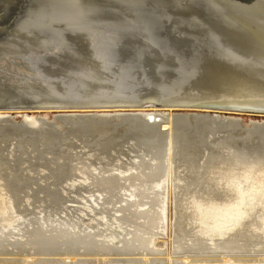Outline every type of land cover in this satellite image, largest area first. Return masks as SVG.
Here are the masks:
<instances>
[{
    "label": "water",
    "instance_id": "95a60500",
    "mask_svg": "<svg viewBox=\"0 0 264 264\" xmlns=\"http://www.w3.org/2000/svg\"><path fill=\"white\" fill-rule=\"evenodd\" d=\"M264 132V0H0V124Z\"/></svg>",
    "mask_w": 264,
    "mask_h": 264
},
{
    "label": "bare ground",
    "instance_id": "6f19581e",
    "mask_svg": "<svg viewBox=\"0 0 264 264\" xmlns=\"http://www.w3.org/2000/svg\"><path fill=\"white\" fill-rule=\"evenodd\" d=\"M60 123L62 125H58V122L0 124V135L3 134L0 138L10 141V144L15 134L17 136L22 134L20 144H24L23 147H19L18 150L16 144L12 146L14 151H21V155L28 157L32 155L28 153L31 145L29 147L27 145L32 141L24 142L23 134L36 138L35 140L39 138L43 152L47 150L53 153L61 152L59 159L51 160L52 170L46 168L48 175L46 173L45 175L50 185L47 188L38 186L39 194L42 193L45 196V199L41 198V201L47 207L36 215L35 212H28L24 198H26V191L30 190L33 195L29 198L34 199L36 195L32 187L37 185V181L29 176L25 178L17 176L12 169L10 173H7L9 169L7 170L6 167L10 165L8 159L4 161L5 166L0 163V181L4 182L2 190L10 194L12 206L17 215V220L12 221L15 225L0 226V264H31L28 260H33L32 264H37L42 261H34L37 256L49 258L59 256V259L52 260L60 264H71L69 262L73 261L72 264H87L89 258L77 260V257H92V255L97 258L100 256L99 263L102 262V264L105 262L166 264L167 260L171 262L170 264H238L245 259L241 260L239 256V259L230 257L229 259L228 256L255 251L254 249L264 253L263 131L244 130L243 135L239 133L242 130L227 129L102 122ZM77 130L79 133L74 136L80 139V145L84 143V146L90 150L88 154L86 153V157H77L79 166L83 165L81 169L79 168L80 170L76 164L71 166L72 159L62 155L75 145L69 143V133L77 132ZM57 131H62L65 135L59 136ZM60 138L63 140L61 141ZM5 147L4 150L0 148L2 154L8 152ZM33 151L36 150L31 152ZM90 152L95 154L90 155ZM97 153L101 156L100 159L98 156L95 157ZM120 156L128 158L118 168L122 171H118L115 167ZM67 160L68 163H66ZM135 160L138 161L137 166L133 163ZM199 160L206 166V169L202 167L206 173L198 167ZM22 162L24 165L29 164L27 160ZM172 164L175 165V177L171 175ZM126 167H128L127 171H123ZM183 167L185 171H189V176L187 171L182 170ZM83 168L86 171H83ZM109 168H113V172L109 171ZM197 168L205 176L192 178L191 174ZM31 170L35 172L36 169ZM74 171L75 173L81 171L93 179L90 186L92 190L100 194L93 200L95 207L87 205L86 209H82L71 204L69 208L63 209L62 205L71 200L62 203L60 198L65 195L63 193L67 189L63 192L59 190V187L63 188V185H66V182L73 177ZM183 174L186 178L188 176L191 182H188ZM167 182L174 184L176 194L182 193L183 190V195L184 192H187V196L189 195L186 200L187 206L184 204L185 201L183 203L180 200V209L176 211L178 216L174 251L177 255L183 254L179 256L180 258L177 256V260L176 258L173 260L172 254L168 255V259L163 258L165 251L164 253L158 249L155 251L154 244L155 237L160 236L165 227V208L162 209L161 203L165 201ZM77 186H74L73 192L83 195L91 191L88 186L87 188H77ZM69 190L66 193L71 195L72 192ZM128 192L131 193L132 198ZM3 195L0 194V200ZM71 202L75 203L74 200ZM99 204L105 207L98 208ZM55 207L59 210L54 209ZM4 211H6L5 207L0 208V214ZM258 212L263 214L257 217L258 214L260 215ZM78 213L87 216L91 213L103 215L105 221L114 218L118 228L115 224L107 222L109 230H122L125 236L121 235L119 238L120 233L116 232L106 235V230L102 228L95 233L93 231H96V228L92 226L87 229L91 230V233L87 230L83 231L79 225L83 218L78 216ZM27 216H31L32 221L28 220ZM98 226L100 229L104 224L99 222ZM129 236L136 239L131 240L136 243L131 245L133 252L130 254L123 248L127 245L126 239ZM116 238L120 239L119 247H115L112 243ZM8 246L12 247V250ZM14 250L17 252L13 255H19L18 258H2V256L11 255ZM81 250H84V253L80 252ZM218 252L222 254L219 258H217L219 255L214 254ZM262 259L258 260L259 264H264V258Z\"/></svg>",
    "mask_w": 264,
    "mask_h": 264
},
{
    "label": "rangeland",
    "instance_id": "374dc122",
    "mask_svg": "<svg viewBox=\"0 0 264 264\" xmlns=\"http://www.w3.org/2000/svg\"><path fill=\"white\" fill-rule=\"evenodd\" d=\"M58 125H62L60 122H58ZM50 129V128H49ZM64 129H66V128H64ZM52 130V129H51ZM79 130H77V132H72V133H69V139H70V142L69 143H71L72 145L73 144H75V145H73L72 146V148L70 149V150H68L67 151V153H63L62 155H64V156H66L67 157V159H72V163H71V166H74L75 164L77 165V168H78V170H80L81 169V167H83V165L82 164H80V166H79V162H77L76 161V159H77V157L79 158V157H86V153L88 154L89 153V149L87 148V147H85L84 146V143H83V145H80L81 144V141H80V139H78V138H76V136H74V134H77V133H79L78 132ZM121 131V130H120ZM243 131V132H242ZM241 132H239V133H241V134H243L244 135V130H242ZM54 132V131H53ZM57 133H58V135L59 136H62V135H65L62 131H57ZM18 134V133H17ZM5 135V134H4ZM71 135V136H70ZM0 136H3V134H1ZM16 136V137H15ZM15 136H13L11 139V142H12V144H10V141H5L4 139L2 140V138H0V144H1V146H3V145H7V144H9L8 146H3V147H1L0 146V148H1V150H4V147L8 150V152L7 153H4V154H2L1 152H0V163L1 164H3V166H5V164H4V161H6L7 159L9 160V162H10V165H7V173H10L11 172V169L15 172V175L17 174V176H23L24 178L25 177H27V176H29V177H33L34 179L33 180H36L37 181V185H34L32 188H33V190H35V195L36 196H34V199L32 200L31 198H29L31 195H33V193H32V191H30V190H27L26 191V194H25V197L26 198H24L25 200V205L27 206V208H28V212H35L34 214L36 215V213H39L40 212V210H42V209H44V208H46L47 207V205L44 203V202H42L41 201V198H42V200L43 199H45V196H44V194H42V193H40L39 194V192L37 191V190H39V187L38 186H40L41 188H47L50 184L47 182V179H48V177L46 176V175H48V173H47V170H46V168L48 167L49 169H51V168H53L52 167V165L50 164V162H51V160L52 161H56L57 159H59L58 157L60 156V153H53V152H48V150L47 151H42V149L40 148L41 147V140L38 138L37 140H35L36 138H31V136H29V135H25V134H23V141L24 142H26V141H32L31 142V144H27L28 145V147H29V145H31V149L32 150H36V151H33V152H31L32 150L31 149H29V154L31 155L30 157H28L27 155H21V151H19L18 152V150H19V147H23V143L24 142H22V144L23 145H21L20 144V136H22V134L21 135H16L15 134ZM72 136H73V138H72ZM28 139H27V138ZM30 137V138H29ZM61 139V141L63 140L62 138H60ZM17 140V141H16ZM26 140V141H25ZM35 140V141H34ZM76 141H79V142H76ZM2 142V143H1ZM14 142V143H13ZM17 142V143H16ZM4 143V144H3ZM34 143V144H33ZM39 143H40V145H39ZM14 144H16L17 145V149L18 150H16V151H14L13 150V147L12 146H14ZM36 144V145H35ZM15 145V146H16ZM35 145V146H34ZM77 145V146H76ZM76 146V147H75ZM10 147H12V148H10ZM35 147H36V149H35ZM34 148V149H33ZM74 148V149H73ZM73 149V150H72ZM83 149V150H82ZM41 150V151H40ZM51 151V150H50ZM73 151V152H72ZM10 152V153H9ZM125 152V151H124ZM38 153V154H37ZM49 155H48V154ZM95 154V153H93V152H90V155H92V154ZM34 154V155H33ZM36 154V155H35ZM40 154V155H39ZM55 155V156H54ZM2 156V157H1ZM38 156V157H37ZM49 157V159H48V157ZM51 156V157H50ZM55 158H54V157ZM98 156V158L100 159L101 158V156L99 155V153H97L96 154V156L95 157H97ZM27 157V158H26ZM34 157V158H33ZM43 157H44V159H43ZM33 158V159H32ZM41 158V159H40ZM105 158V157H104ZM37 159V160H36ZM54 159V160H53ZM84 159V158H83ZM14 162H12V161ZM24 160H27L28 162H29V167H27L28 165L27 164H22L23 162L22 161H24ZM34 160V161H33ZM74 160V161H73ZM128 160V158L127 157H124V156H120V158H118V160H117V162L115 163L116 165H115V167H116V169L118 170V171H122V170H120V169H118L119 168V166H121V164H122V162L123 161H127ZM12 162V163H11ZM22 162V163H21ZM34 162H35V164H34ZM59 162V161H58ZM61 163H64V161L62 162V161H60ZM136 162H138L137 160H135V161H133V163H134V165H136L137 166V164L138 163H136ZM22 165H21V164ZM66 163H68V160H67V162ZM118 163V164H117ZM23 165H24V167H23ZM27 165V166H26ZM31 165V166H30ZM39 165V166H38ZM50 166V167H49ZM173 166V167H172ZM172 166H171V175L172 176H174L175 177V174H174V172H175V168H174V164H172ZM185 167V169H188L186 166H184ZM184 167H183V169L182 170H184ZM198 167H200V169L204 172L205 171V165H204V163H203V161H201V160H199V163H198ZM205 168L204 170H203V168ZM16 168V169H15ZM25 168V169H24ZM28 168V169H27ZM47 168V169H48ZM80 168V169H79ZM127 168L128 167H126V169L125 170H123V171H127ZM15 169V170H14ZM21 169V170H20ZM31 169H36L35 170V172L34 171H32ZM115 169V168H114ZM52 170V169H51ZM109 171H112L113 172V168H109L108 169ZM189 170V169H188ZM188 170H184V172H186L187 174H188V176L190 175L189 174V171ZM196 170H199L198 168L196 169ZM196 170H194L193 171V175L191 174V177L193 178L194 176H197V177H199V176H201V177H203V175H204V173H206V172H204L203 173V175H202V171L201 170H199V172L197 171L196 172ZM18 171V172H17ZM65 171V170H64ZM83 171H86L84 168H83ZM22 174H21V173ZM111 172V173H112ZM19 173V174H18ZM45 173H46V175H45ZM197 173H199L198 175H197ZM196 174V175H195ZM2 176V175H1ZM46 176V177H45ZM183 176L186 178V176H185V174H183ZM188 176H187V178H186V180L188 181V182H191V179L189 180V178H188ZM205 176V175H204ZM74 177V178H73ZM73 177L70 179V180H68V182H66V185L64 184L63 185V188L60 186L59 187V190H62L63 192H64V190L65 189H67V191L66 192H68V190H69V192H72L71 193V195H68L66 192H62L63 194H65V195H63V197L62 198H60L63 202L62 203H64L65 201H68V200H74L75 201V203H72L71 201H69V202H67L65 205H62V206H64V208L63 209H67V208H69V206L71 205V204H73V205H76L77 207H80V208H82V209H86L88 206L87 205H90V206H92L93 205V207H95V202L93 201L94 199H95V196H99L100 194H98L99 192L98 191H95V190H92V186H90V183H93V179L92 178H90V177H88V174H84V173H82L81 171H79V173H75V171H74V175H73ZM88 177V178H87ZM172 178V177H171ZM40 179H41V181H40ZM87 180V181H86ZM90 181V182H89ZM186 181V182H187ZM30 183H32V181H29ZM47 182V183H46ZM4 184V182L3 181H0V194L1 195H3L2 197V199L0 200V208L1 209H4V207H5V210L6 211H4V212H2L1 214H0V226H11V225H15V223H12V221L13 220H17V215H16V212H15V209L13 208V206H12V202H11V196H10V194L6 191L5 193H4V191L2 190V185ZM85 184V185H84ZM76 185H78L77 186V188L78 187H85V188H87V186L88 187H90L91 188V191H87V193H83V195L82 194H80L79 192H73L74 191V186ZM244 186H246V184L244 185ZM71 187H73V189H71ZM173 187H175L174 186V184H171V183H168L167 182V184H166V186H165V193H164V197H165V201H163L162 203H161V205H162V209L163 208H165V227H164V229H163V231L161 232V235L160 236H156L155 237V251L158 249V250H160V251H162L163 253H164V251H165V253H164V255H163V258H167L168 257V255L170 256L171 254V256H172V258H173V260L175 259V260H177L178 258H180L179 256H182L183 254H180V255H177V254H175V237H176V235H177V231H176V229H177V225H176V219H177V212H178V210L180 209V207H179V204H180V200H182V202L183 201H185V205L187 206V203H186V200H187V198L189 197V195L187 196V192L185 193L184 192V195H185V197H184V195H183V190H182V193H175V189L173 188ZM248 188V187H247ZM2 190V191H1ZM2 192V193H1ZM130 192H128V195H130V197H131V193L129 194ZM96 194V195H95ZM179 194V195H178ZM177 196V197H176ZM178 196H179V199H178ZM28 198V199H27ZM35 198H37V200L35 199ZM126 199L128 198V197H125ZM132 198V197H131ZM182 198V199H181ZM30 199V200H29ZM176 199V200H175ZM29 200V201H28ZM179 200V201H178ZM32 201V202H31ZM88 201H89V203H91V204H89L88 203ZM28 202H30L31 204L33 203V205H30V203H28ZM99 202L100 203H102V201L101 200H99ZM44 203V204H43ZM87 203V204H86ZM178 203V204H177ZM82 204V205H81ZM85 206V207H84ZM177 206V207H176ZM105 206H100V204H99V206H98V208H104ZM54 209H58L59 210V208H57V207H55ZM30 210V211H29ZM32 210V211H31ZM60 210H62V208L60 209ZM177 211V212H176ZM176 212V213H175ZM96 213H98V212H96ZM94 214V213H91V215L89 214V216H87V215H85V214H83V213H78L77 215L78 216H81L83 219H82V221L79 223V225H80V227H81V229L84 231V230H87L88 228H89V226H92V227H95L96 228V231H93V232H98L97 230H101V228L102 229H104V230H106V235H107V233L109 234V233H112V232H116V233H120V237L119 238H121V235H122V237L123 236H125V235H123L124 234V231H120V230H117V229H110L109 230V228H108V225L106 224L107 222H110L111 224H115V223H117L116 221H115V219L114 218H111V220H108V221H105V220H103V218L105 217H102L103 215H97V214ZM258 213H260V215L258 214H256L257 215V217H260L261 216V214H263V213H261V212H258ZM99 214H101L100 212H99ZM176 214V215H175ZM28 217V220H30V221H32V217L31 216H27ZM102 223V224H104V226H101L100 227V229H99V226H98V223ZM82 224V225H81ZM115 226L117 227V225L115 224ZM107 227V228H106ZM98 228V229H97ZM118 228V227H117ZM89 233H91V230H87ZM175 231H176V233H175ZM87 232V233H88ZM19 235V237L18 238H20V234H18ZM130 237V236H129ZM129 237H127V239H126V241H127V245L126 246H124L123 248L126 250V252H128L129 254L130 253H132L133 251L131 250L132 248H131V245H133V243H136V241L135 242H132L131 240L132 239H134V240H136L134 237L133 238H129ZM119 238H116L112 243H113V245L115 246V247H119V246H121V244H120V239ZM130 240V241H129ZM16 242H17V240H16ZM131 242V243H130ZM129 243H130V245H129ZM8 248H10V250H12V247H9L8 246ZM255 251H257V252H255V251H251V252H242V253H244V254H242V253H235V254H231V255H229L228 256V258L230 257L231 259H239V257H240V259L241 260H244L243 262H240V263H238V264H259L258 263V260H263L262 258H264V253H262V252H258V250L259 249H254ZM17 251L16 250H14L13 252H12V254L11 255H6L5 257H3L2 256V258H5V259H16V258H18L19 257V255L17 256V255H13V254H15ZM80 252H82V253H84V250H81ZM174 253V254H173ZM250 253V254H249ZM260 254V256H258L259 254ZM215 255H219L217 258H219L220 257V255H222L221 254V252H218V253H214ZM239 254V255H238ZM257 255V256H256ZM262 255V256H261ZM177 256H178V258H177ZM233 256H236V257H233ZM239 256V257H238ZM7 257V258H6ZM15 257V258H14ZM80 257V258H79ZM79 257H77V260L78 259H81V260H86V259H88L87 260V264H102V262H100L99 263V259H100V256L97 258V256H94V255H92V257L91 256H88V257H86V256H79ZM94 257V258H93ZM242 257V258H241ZM255 257V258H254ZM259 257H262L261 259H259ZM37 259H34V261H36V260H42V261H40V262H42V263H40V262H37V264H60L59 262H56V260H52V259H59L60 257L59 256H55V257H42V256H37L36 257ZM96 258V259H95ZM111 258V257H110ZM113 258H115V257H113ZM120 258H122L123 259V257H120ZM130 258H133V257H130ZM134 258H137V257H134ZM138 258H141V257H138ZM152 258H154V256L152 257ZM222 258V257H221ZM229 258V259H230ZM124 259H126V257H124ZM168 259V258H167ZM166 259V260H167ZM248 259H250V260H248ZM33 262V260H28V262L29 263H31L32 264V262ZM47 261V262H46ZM50 261V262H49ZM53 263H52V262ZM229 261V260H228ZM170 261H166V264H170L169 263ZM248 262V263H247ZM257 262V263H256ZM69 263H74V261L73 262H69ZM112 263V262H111ZM110 263V264H111ZM78 264V263H77ZM104 264H109L108 262H105ZM113 264H116V263H114L113 262ZM121 264H126V263H121Z\"/></svg>",
    "mask_w": 264,
    "mask_h": 264
}]
</instances>
